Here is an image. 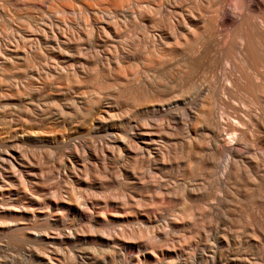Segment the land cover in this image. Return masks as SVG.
<instances>
[{
  "label": "bare ground",
  "instance_id": "bare-ground-1",
  "mask_svg": "<svg viewBox=\"0 0 264 264\" xmlns=\"http://www.w3.org/2000/svg\"><path fill=\"white\" fill-rule=\"evenodd\" d=\"M245 8L0 0V264H28L20 252L42 264H226L219 208L234 217L241 201L258 203L241 206L264 243V0ZM47 125L61 133L39 136ZM185 169L210 191L190 212L207 220L178 218L181 233L159 202L178 185L160 179ZM190 246L199 252L183 260Z\"/></svg>",
  "mask_w": 264,
  "mask_h": 264
},
{
  "label": "rangeland",
  "instance_id": "rangeland-1",
  "mask_svg": "<svg viewBox=\"0 0 264 264\" xmlns=\"http://www.w3.org/2000/svg\"><path fill=\"white\" fill-rule=\"evenodd\" d=\"M44 62H46V60H43V61H42V63H44ZM48 127H49V126L47 125V126L44 127L42 130H40V131H39L40 133L38 132V135H39V136H42V137H45V138H51V135H52V134H54V135H59V133H61L59 130H58L59 133H58L56 130H55L56 132L54 133L53 129L50 128V127H49V129H51V131H49ZM45 128H46V129H45ZM42 131H44V132H42ZM46 131H47V132H46ZM65 131H66V130H65ZM41 132H42L43 134H42ZM52 132H53V133H52ZM49 133H50L51 135H50ZM46 134H47V135H46ZM1 135L4 136L3 133H1ZM44 135H45V136H44ZM230 135H231V134L229 133V136H230ZM226 136H228V135L226 134ZM229 136H228V137H229ZM52 137H53V135H52ZM216 159L218 160V157H216ZM188 164L191 165L190 161L188 162ZM191 166H192V165H191ZM181 171H182V170H180V171L177 172L178 175H177V173H176L175 171H174V172H168L169 176H168V174H167V176H166L165 178L162 177V179H163L164 181H163L162 179H160L162 182L167 183V185L170 186V189H171L172 191L175 189V186L178 185V188L176 187L178 190L175 189L176 191H174V192H176V193L178 194V195H177V197H178L177 200H175V202H174V200H172V201L170 200V201H167V202H166V201L163 200V199H161L162 201L159 199V200H160L159 202L165 204L166 206H167V204H168V206H170L169 213H171L170 210L172 209V207H174V208L172 209V210H173L172 212L175 213V214H177V213H181L182 211L184 212L185 210H187V209L189 208L188 210H190V211L187 210V212L189 213L187 218H186L185 215H184V217H183V215H181V214H183V213H181V214H179V215L177 214V215L180 216V217H178V216L175 215V214H171V215H169V217H168V218H170L171 220L174 219V221H176L177 223H179V224H180L179 230L181 231V233H184L183 230H186V229H185V228H186V227H185V223H184L185 219L193 220V218L196 217L195 215H193V212H194V210H195L194 208H196L198 205H203L202 202L204 201V198H203V201L200 202V204L198 203L199 201L196 200V199H198V197H199V198H202L203 195H205V191H207V190L210 191V190L207 189V188H205L206 186L204 185V181L195 179V178H196V175H195L194 172H193L192 174L195 176V178H194L193 175H191V173L189 174L190 177L188 176V174H187V176H186V169H185L184 171H182V172H184V173H181ZM197 171L199 172V170H197ZM179 172H180L182 175L185 174L184 177H187V178H184V177H183V180H182V179H181L182 176H181V174H180ZM175 173H176V174H175ZM171 174H173V175H171ZM175 175H177V176H175ZM178 176H179V177H178ZM180 176H181V177H180ZM172 177H173V178H172ZM175 177H176L177 180L174 179ZM177 177H178V178H177ZM188 177H189V178H188ZM191 177H193V178H191ZM187 179H188V180H187ZM194 179H195V181H194ZM174 180H176L177 182H175ZM180 180H182V181H180ZM190 180H191V181H190ZM178 181H179V182H178ZM250 181L253 182L252 184H255V183H256V181H253V180H250ZM171 182H172V183H171ZM173 182H175V183H173ZM180 182H182V184H181ZM184 182L187 183V185H185ZM195 182H196V183H195ZM198 182H200V184H199ZM179 183H180V186H182L181 188H179ZM189 183H190V185H189ZM202 183H203V184H202ZM191 184H192V185H191ZM193 184H195V185H197V186L199 185V188H198V191H197L198 193L195 192V193H196V196H195V195L192 196V197L189 196L191 199L188 200L187 191H189L190 188L192 189V187H194ZM201 184H202V185H201ZM257 184H258V183H257ZM184 186H186V187L184 188ZM257 186H258V185H257ZM250 187H253V189L256 188V187L253 186V185L250 186ZM182 188H183V189H182ZM186 188H187V189H186ZM258 188H259V186H258ZM181 189H182V190H181ZM184 189H185V190H184ZM179 190H180V191H179ZM201 190H203V191H201ZM181 191H184L183 194L180 193ZM199 191H201V192H199ZM208 191H207V192H208ZM178 192H179L181 195H179ZM207 192H206V193H207ZM200 193H203V194L201 195ZM196 197H197V198H196ZM192 198H193V199L195 198V199H194L195 201H194V200L191 201ZM186 200L191 202V203H190V202H186L187 205H188V203H189V205H191V204H192V205L194 204V205H193V206H190V207H187V205L185 204V201H186ZM196 201H198V202H197L198 205H196V204H197ZM168 202L171 203V204L169 205ZM177 202H178L179 205H177ZM181 202H182V203H181ZM193 202H194V203H193ZM195 203H196V204H195ZM238 203H239V202H238ZM238 203L236 202V204H238ZM246 203H247V207H246ZM248 203H252L254 206L251 205V204H248ZM182 204H183V206H182ZM255 204H256V206H258V205H257L258 203H253V202H251V201H248V202H247V201H244V203H243V202L241 201V204L239 203V208H240V209L238 208V210H239L238 212H240V215H239V213H238V214H235V215H237V216L233 215V216L236 217V218H234V217H228V212L225 210L226 208L223 207V206H222V207L220 206V208H219V219H218V220L220 221V218H223V217H224L223 219H221V222L224 221V220L226 219V220H225L226 223H225V222H224V223L227 224V225H225V226H221L220 223H219V221H217V219L215 220V222H214L213 220H210V221H209V222H212V223H216V221H217V222L219 223L220 227L224 229V233H223V234H222V232H219V233L216 232V233L218 234V236L216 237V240H217V242L219 243V245H222L221 247H222V250H223V251H221V252H223V254H229V255H223V257H222L223 259H225L223 262H226V264H229V262H230V264H240V263L242 264V262H241L242 260H244L245 263H246V261H247L248 259H249V260L247 261V263H250V264H253V263H254V264H258V263L261 264V263L264 261V260H263V258H264L263 251H264V250H262V249L264 248V243L262 244L263 246H262V245L258 246L259 248H258V247H255V246H257V245L254 246V244H256V241H257V238H258V232H250V231H249L248 229H246V227H245V224H248L249 227L254 226V222H252L253 219L251 218V217H252V216H251L252 214L249 213V212H247V209H246V208H248V211H249V210H252L251 208L253 207V210L255 209L254 211H257V210H258V207L256 208ZM175 205H176V206H175ZM189 205H188V206H189ZM195 205H196V206H195ZM241 205H243V206L245 205L246 208L242 207ZM168 206H167V207H168ZM248 206L250 207V209H249ZM251 206H252V207H251ZM181 207H182V208H181ZM184 207H186L187 209L184 208ZM191 207H193V208H191ZM236 207H238V205H236ZM254 207H255V208H254ZM228 208H229V207H228ZM177 209H180L181 212H179V210L177 211ZM181 209H182V210H181ZM193 209H194V210H193ZM222 209H223V210H222ZM236 209H237V208H236ZM236 209L234 208V211H236L235 213H237V210H236ZM242 209H244V212H243ZM256 209H257V210H256ZM175 210H176V212H175ZM191 210H192L193 212L190 214ZM240 210L243 212L242 214H241V211H240ZM253 210H252V211H253ZM224 211L227 213V216H226V214H224ZM222 212H223L224 216L222 215ZM167 213H168V212H167ZM167 213H163V215L165 214V215L168 216L169 213H168V214H167ZM184 213H185V212H184ZM246 213H247V215H246ZM220 214H221V217H220ZM244 214H245V215H244ZM249 214H251V215H249ZM165 215H164V216H165ZM238 215H239V216H238ZM167 216H165V217L167 218ZM173 216H174V217L176 216V217H177V220H179L178 218H180V219L185 218V219L182 220V221L179 220V221H180V222H179V221L175 220L176 217L174 218ZM189 216H190V217H189ZM222 216H223V217H222ZM241 216H245V217H246V216H249V218L247 217V219H246L245 217H241ZM238 217H239L240 219H237ZM228 218H229V220H228ZM231 218L235 219V221H233V223H232V221H231V220H232ZM202 219L207 220V218H205V217H203V216L201 217V215H200L199 218H197V220H196V218H195L194 221L200 222ZM230 219H231V220H230ZM242 219H243V221H244V219H246L248 222H247L246 220L243 222ZM248 219H249V220H248ZM250 219H251L252 221H251ZM162 220H163V218H162ZM198 220H199V221H198ZM238 220H239V222H238ZM241 221H242L244 224H242ZM181 222H182V223H181ZM227 222H228V223H227ZM230 222H231L232 224H231ZM234 222H235L236 224H235ZM250 222H251V224H250ZM238 223H239L240 226H237ZM252 224H253V225H252ZM250 225H251V226H250ZM226 226H229V227L227 228ZM234 227H235V228L237 227V229H235ZM241 227H242V228L244 227V228L242 229ZM183 228H184V229H183ZM238 228H240L242 232H241V231H238ZM240 229H239V230H240ZM252 229H254V227H252ZM232 230H233V231L237 230L238 232H240V234H239L238 232L236 233V231H235V232H234L235 237H233L234 235H233V231H232ZM248 231H249V233H248L249 235L247 234ZM220 233H221V234H220ZM230 233H232V234H230ZM224 234H225V235H227V234L229 235V234H230V236H231V235H233V236H231L230 238H228V235H227V237H226ZM255 234H256V237H257V238L255 237ZM50 235H51V236L53 235V236H52V237H49V236H48V237H49V238H47V239L49 240V244H48V245H49L50 247L53 245L52 247L58 249L60 254H61V250H63L64 252H66V253H64V252L62 251V252L65 254V256L63 255L65 260L67 259V257H70V256H67V255H72V253H73V251H72V252L69 251V250H72V249H71V246H70V245H66V246H64V245H63V246H62V245H59V244L57 243L58 241H54V240H55L54 233H53V234H50ZM220 235L222 236L223 239L221 238ZM244 235H245V236H244ZM247 235H248V236H247ZM250 235H251V236H250ZM219 236H220V237H219ZM238 236H239L240 239L238 238ZM243 236L246 237V238H248V240H244V239H246V238H244ZM252 236H254L255 238H254V237L252 238ZM225 237L228 238V240H227ZM232 237H233V238H232ZM236 237L239 239V241L241 240V241L238 243L239 245H243V244H244L243 247L237 245V241H238V239H237ZM250 237H251L252 239H251ZM218 238H219V239H218ZM231 238H232L233 240L236 239V240H235L236 243H235L234 241H231V240H232ZM241 238H242V239H241ZM249 238H250V239H249ZM224 239H225V240H224ZM230 239H231V240H230ZM255 239H256V240H255ZM50 240H51V242H50ZM52 240H53V241H52ZM226 240H227V241H226ZM242 240H243V242H245V243H243ZM228 241H230L229 243L232 244V248L234 247L233 249H232V248H231V249H232V250L236 249L235 254L237 253V254H236L237 257H236L235 254L233 253L235 250L232 251V250L230 249V244L227 243ZM55 242H56V243H55ZM225 242H226L228 245H227ZM233 242H234V243H233ZM241 242H242V244H240ZM246 242H247L248 246L246 245ZM253 242H254V244H253ZM51 243H52V244H51ZM54 243H55V244H54ZM221 243H222V244H221ZM250 243H251V244H250ZM81 244H83L84 246L86 245L85 243H81ZM249 245H250V246H249ZM54 246H56V247H54ZM59 246H60V247L62 246V247H61L62 249H61V248H58ZM86 246H88V245H86ZM228 246H229V247H228ZM235 246H236L237 248H236ZM238 246H239V247H238ZM251 246H253V248H251ZM192 247H193V250H195L196 253L199 252V251H198L199 249L194 248L195 246H192ZM192 247H191V246L188 247V248H189V249H188L189 251H188L187 249H185V250H186V251H185V252H186V253H185L186 255L188 254V252H189L191 255H193L194 252H193V250H191ZM225 247H226V248H225ZM227 247H228V248H227ZM32 248L35 249L36 246H32ZM64 248L67 249V250H65ZM190 248H191V249H190ZM223 248H225L226 250L223 249ZM241 248H242V249H241ZM60 249H61V250H60ZM229 249H230V250H229ZM239 249H240V250H239ZM243 249H244V251H243L244 253L242 252ZM246 249L248 250V253H247V251H245ZM251 249H253V250H251ZM254 249H255L256 251H258V252L256 253ZM258 249H259L260 251H259ZM237 250H238V251H237ZM68 251H69V253H68ZM97 251H99V248H97ZM190 251H192L193 253L190 252ZM224 251H226V252H224ZM227 251H229V252L227 253ZM239 251H241V252H240V253H241V257L239 256V255H240V254H239ZM252 251H253V253H252ZM261 251H262V253H261ZM231 252H232L233 254H231ZM245 252H246V253H245ZM250 252H251V254H250ZM17 253H19V252L17 251ZM63 253H62V254H63ZM70 253H71V254H70ZM196 253H194V254H196ZM255 253H256V254H255ZM260 253H261V255L263 254V255H262L263 258L260 257V256H261ZM185 254H184V255H185ZM238 254H239V255H238ZM247 254H248V256H247ZM254 254H255V256H254ZM3 255H4V254H3ZM3 255H2V253L0 254V256L2 257V258L0 257V260H1V261H3V259H4V256H5V255H4V256H3ZM184 255H182V257H181L183 260H185L186 258H189V257H190L189 254H188L189 256H186V255H185L186 257H185ZM231 255H232V256H231ZM243 255H244V256H243ZM250 255H251V256H250ZM252 255H253V256H252ZM257 255H258V256L260 255V256L258 257ZM18 256H19V257H23V258H25L26 260H27V258H28V260H27L28 264H40V263H41L40 261L35 260V259H33L32 257H30V256L25 257V255L22 254L21 252L19 253ZM66 256H67V257H66ZM226 256H227V257H226ZM230 256H231V258H232L233 256H235L236 258L233 257L232 260L230 259V261H229V257H230ZM238 257H239V259H238ZM244 257H245V258H244ZM248 257H250V258H248ZM255 257H257V258H255ZM31 258H32V259H31ZM234 258H235V259H234ZM242 258H243V259H242ZM246 258H248V259H246ZM223 259H222V260H223ZM233 259H234V260H233ZM237 259H238V260H237ZM245 259H246V260H245ZM251 259H254V260L251 261ZM260 259H262V261H261ZM33 260H34V261H33ZM239 260H240V261H239ZM255 260H256V261H255ZM228 261H229V262H228ZM232 261H233V262H232ZM236 261H238L239 263H237ZM244 261H243V262H244ZM32 262H33V263H32ZM183 262H184L183 264H186V263H187V264H191V262H192V256H191L189 259H186V260L183 261ZM185 262H186V263H185ZM231 262H232V263H231ZM252 262H253V263H252ZM256 262H257V263H256ZM103 263H105V261H104ZM247 263H246V264H247ZM41 264H42V263H41ZM199 264H202V263H199ZM243 264H244V263H243ZM262 264H264V263H262Z\"/></svg>",
  "mask_w": 264,
  "mask_h": 264
},
{
  "label": "clouds",
  "instance_id": "clouds-1",
  "mask_svg": "<svg viewBox=\"0 0 264 264\" xmlns=\"http://www.w3.org/2000/svg\"><path fill=\"white\" fill-rule=\"evenodd\" d=\"M224 7L232 17L239 16L246 11L245 0H224Z\"/></svg>",
  "mask_w": 264,
  "mask_h": 264
}]
</instances>
